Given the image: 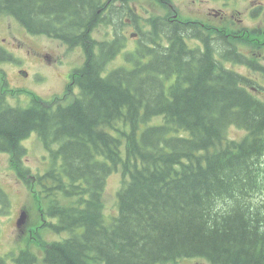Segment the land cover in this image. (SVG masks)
Segmentation results:
<instances>
[{
  "label": "trees",
  "instance_id": "16d2710c",
  "mask_svg": "<svg viewBox=\"0 0 264 264\" xmlns=\"http://www.w3.org/2000/svg\"><path fill=\"white\" fill-rule=\"evenodd\" d=\"M0 3L22 25L36 16L28 0ZM85 3L48 6L82 17ZM103 47L85 49L76 71L81 95L71 104L38 108L35 99L27 109L0 108V152L17 165L26 153L21 141L36 133L49 155L44 174L21 175L37 214L57 220L46 228L69 235L36 242L44 263L264 264V95L252 89L257 81L178 37L152 50L149 63L139 55L131 69L108 70L114 48ZM234 61L264 75L257 61ZM232 125L246 135L223 146ZM116 172L118 213L110 216L106 191Z\"/></svg>",
  "mask_w": 264,
  "mask_h": 264
},
{
  "label": "flooded vegetation",
  "instance_id": "af4514ba",
  "mask_svg": "<svg viewBox=\"0 0 264 264\" xmlns=\"http://www.w3.org/2000/svg\"><path fill=\"white\" fill-rule=\"evenodd\" d=\"M28 1L36 8V16L23 20L24 25L16 19L24 28L20 29L28 36L31 35L30 29H33L41 35H46L41 37L52 41H64L67 47L68 44H77V47L82 49L85 48L82 41L86 40L90 31L97 26L105 25L107 36H112L109 43L121 47L122 51L134 45L135 50L144 52L141 55L143 60L150 59L151 56L147 54L149 49L162 45L158 42H172L176 34H182L184 40L189 43L194 42L202 46L211 56L218 55L220 53L218 49L222 45L242 43L248 36L252 40L248 41L247 46L250 56L237 47L238 54L247 59L257 57L258 66L264 68L262 64L264 63V0H86V15L82 17L77 14V10H51L48 5L56 0ZM14 19L13 10L3 7L0 3V65L14 66L15 63L22 79H28L29 57L22 52L24 46L15 34V24L17 28L19 27ZM174 25H177L175 31ZM178 30L179 32L175 34ZM91 40L97 47L105 46L92 37ZM153 45L154 48H151ZM16 57L19 59H15ZM44 59L48 61L49 66L55 64L50 55H46ZM128 64L129 62L126 61L125 65ZM24 65L26 69L23 68ZM6 81L11 85V90L23 91L19 90V87L25 85L23 80L21 86L12 85L8 78L2 76L0 77L1 95L6 94L3 87ZM21 146L26 149L22 142ZM2 153L6 152H0ZM6 154L10 156V167L19 176L29 172L25 160L27 152L22 155L16 167H13V155ZM3 192L5 191L0 187V193ZM2 206L3 204H0V230H3L1 225L6 223L5 220L10 221L13 227H18L17 219L22 212L29 213L25 205L12 212L1 211ZM28 226L27 223L21 228L31 232ZM25 252L23 250V253Z\"/></svg>",
  "mask_w": 264,
  "mask_h": 264
},
{
  "label": "rangeland",
  "instance_id": "374dc122",
  "mask_svg": "<svg viewBox=\"0 0 264 264\" xmlns=\"http://www.w3.org/2000/svg\"><path fill=\"white\" fill-rule=\"evenodd\" d=\"M77 14L79 15V13ZM14 20L17 22L19 27L17 28L15 24V34L18 39L21 40L22 46H24L22 52L29 57L27 64V73L29 74V78L22 79V75L18 74L17 72L18 68L15 67V63H13L14 66L0 65V77L4 76L5 78H8L11 81L12 85L21 86L23 84V81L25 83L23 87H19V90L23 91H17L11 90V85H9L6 81L3 85L4 92L6 94H0V107L10 105L18 107H28L32 104V100L34 98H40L47 101V105H45L41 101H37L33 106H36L38 108L50 107L52 109H56L58 106H67L74 100L78 99L81 95V88L78 82H76L75 70L80 68L85 62V55L83 50L80 47H77V44L70 45L65 42L69 45L70 48H68L63 43L64 41H52L46 37H41L46 35H37L31 33L34 36H28L20 29H24L23 27H21L20 23L16 19ZM106 32L107 26L105 25H100L93 28L86 40L82 41L85 49L90 51L95 48V44L91 40L92 37V39H94L98 43L105 44L102 51H107L111 47L114 48L113 53L109 55L108 60L111 62V60L114 57L115 58L108 65V70L117 68L119 66L130 67L132 63L131 60L139 56V51L134 49V45H130L125 51H122L121 47L117 46L116 44L112 45L111 43H109V41L112 40V36L108 37ZM174 37L182 38V34L175 35ZM249 40L252 41L251 38L246 36L245 40L242 43L237 42L232 44V49L236 50L238 47V49H241L246 55L250 56V52L247 50ZM161 43L166 44L167 42H158V44L160 45ZM190 44L193 46L196 45L194 42H191ZM151 48H154V45ZM218 50L221 51V48H219ZM142 53L144 52L141 51L140 55H142ZM17 55L19 56V53ZM46 55H50L55 61V64L53 66H49L48 61L44 59ZM215 56L216 55H214V57ZM210 57L212 56L210 55ZM15 59H19V57H16ZM251 59L256 60L257 57H251ZM136 60H139V58H137ZM126 61L129 62L128 65H125ZM143 61L146 62L147 60ZM224 64L227 68H232L241 73L251 75L245 67L239 66L234 61H224ZM23 68L26 69V65H24ZM258 76L262 81H264V77L261 74H259ZM78 77L79 76H77V79ZM260 83L257 81L253 85L260 86ZM255 94L260 96L264 94V90L260 91L259 93L255 92ZM51 103H55V106H52ZM156 122L163 123V118H158L154 120L153 123ZM245 135L246 132L243 129L232 126L228 130V133L226 131L224 140L222 141V145L224 146L227 143L226 140H240L245 137ZM21 142L22 144L24 143V146L27 150V157L25 160L28 163L31 172L27 179L32 180L36 175L45 173V170L48 167L49 155L45 150L42 140L36 133L31 134L28 138L22 140ZM0 187H2V189L7 193V197L5 198V200L9 201V205L6 208L2 206L1 211L12 212L14 209L25 205V203L29 201L30 184H26V181H23L19 177L17 172L14 171L12 167H10V156L6 153L0 154ZM120 187L121 173L116 172L111 174L108 179V186L106 191V212L110 216H116L118 213L117 193ZM0 200L2 204H5L1 197ZM221 204H225V207H222ZM228 204L229 203L219 202L217 204V207L220 210L226 211L229 208L227 207ZM29 206L31 209V218L28 228L30 229L35 227L33 225L35 211L32 209L31 204H29ZM45 219L47 218L41 217L38 225L40 226L42 224H45ZM48 221L57 223V220L53 218L52 220ZM5 222L7 224V228L2 232V235L0 236V257H4L8 254L9 258L5 259V261L7 264H12L14 258H16L24 248L30 245V251L39 259V264H45L43 260L42 246L39 245V247L41 248L40 250L32 247V245H35L38 240L29 235V232L27 231H17L13 233V226L10 225V221L5 220ZM39 234H43L41 241L45 242H56L66 237L54 234L53 232L48 231L47 228L41 229ZM11 252H15V255L11 256ZM24 258L34 259L29 253H25L23 259ZM175 262H170L168 264H174ZM176 264L211 263L204 259H181Z\"/></svg>",
  "mask_w": 264,
  "mask_h": 264
},
{
  "label": "bare ground",
  "instance_id": "6f19581e",
  "mask_svg": "<svg viewBox=\"0 0 264 264\" xmlns=\"http://www.w3.org/2000/svg\"><path fill=\"white\" fill-rule=\"evenodd\" d=\"M231 46L232 45H230L229 43H227V44L222 45L220 48L221 49H225V48L229 49V48H231ZM229 50L230 51L226 55H223L222 54L223 52L220 51V53L218 55H216V57H215L216 60L219 61L220 63H222L225 67H226V65L224 64V61H234V59L240 57V55L238 54V50L237 49L236 50L229 49ZM220 59H223L224 61L223 60H220Z\"/></svg>",
  "mask_w": 264,
  "mask_h": 264
},
{
  "label": "water",
  "instance_id": "95a60500",
  "mask_svg": "<svg viewBox=\"0 0 264 264\" xmlns=\"http://www.w3.org/2000/svg\"><path fill=\"white\" fill-rule=\"evenodd\" d=\"M26 218H27L26 215L23 214V215L21 216V219L19 220L18 225H19V226H22L23 224H25Z\"/></svg>",
  "mask_w": 264,
  "mask_h": 264
}]
</instances>
